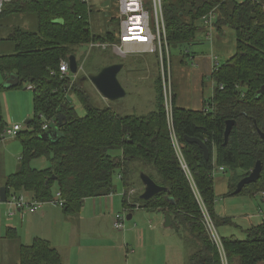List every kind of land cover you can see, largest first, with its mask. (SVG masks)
Returning a JSON list of instances; mask_svg holds the SVG:
<instances>
[{
    "label": "trees",
    "instance_id": "16d2710c",
    "mask_svg": "<svg viewBox=\"0 0 264 264\" xmlns=\"http://www.w3.org/2000/svg\"><path fill=\"white\" fill-rule=\"evenodd\" d=\"M162 5L172 47L195 39L201 29L196 21L211 10L216 14L213 24L217 32L224 27L234 31L235 50L223 63L214 65L210 73L213 92L204 106L179 107L175 94L171 96L172 126L201 203L215 225L230 224V217L219 216L214 210V164L230 170L227 195H235L232 192L237 182L249 174L256 161H261L258 179L246 184L238 194L264 191V139L258 132L264 133V89L256 95L264 86V0H162ZM90 12L83 0H10L3 6L0 17L34 14L37 23L35 31L15 26L7 36L14 44V52L0 54L4 81L13 73L18 77L16 86L31 84L33 93V117L16 134L21 152L16 170L4 178L6 193H23L44 203L59 190L64 200L62 211L77 215L85 198L116 191L113 179L118 170L122 204L131 215L136 207L168 214L171 227L192 248L187 264H221L205 228L200 203L171 142L160 75L154 79L152 110L120 114L109 105L93 103L79 77L71 82L70 77L57 72L61 61L75 56V46L116 41L110 32L105 36L91 32ZM70 91L81 103L83 115L77 114L69 100ZM229 119H234L235 124L224 143ZM49 120L57 132L54 140L41 137L49 130L42 128ZM5 127L0 105V140ZM188 136L204 141L209 150L207 159L197 143L186 141ZM42 156L49 165L33 168L31 161ZM136 168L152 171L144 173L164 189L150 199H141L130 180ZM5 236L14 239L16 234L8 229ZM221 241L227 264L263 261L264 219L248 227L243 239L228 236L221 237ZM18 264L63 261L47 240L35 237L19 245Z\"/></svg>",
    "mask_w": 264,
    "mask_h": 264
},
{
    "label": "rangeland",
    "instance_id": "374dc122",
    "mask_svg": "<svg viewBox=\"0 0 264 264\" xmlns=\"http://www.w3.org/2000/svg\"><path fill=\"white\" fill-rule=\"evenodd\" d=\"M87 3L91 11L89 14L91 32L98 36H105L110 32L117 37L119 29L117 0H87ZM196 24L201 29L196 32L195 39L170 47L169 65L164 66L169 109L171 106L169 96L171 98L173 93L176 96V105L179 107L193 109L202 104L204 106L202 102H207L211 97L214 83L207 69L199 65V61L211 57L214 65L223 63L235 50L234 31L231 28L224 27L218 35L214 31L212 40H209L205 37L203 22L198 20ZM15 26L35 31L36 16L14 14L0 17V54L14 52V44L7 39V36ZM75 57L79 66L82 65V69L79 68L77 72V77L81 79L83 89L89 93L92 102L96 105H109L120 114H144L154 108V79L157 75L162 77L159 60L155 54L145 52L121 56L115 54L111 48L102 50L82 44L75 46ZM112 63L123 64L117 79L126 91L125 96L116 100L105 98L90 80L83 79L84 76L94 74L99 68ZM3 83L4 78L0 72V85ZM32 96V90L28 89L25 83L18 87H0L1 116L6 126L18 124L24 127L25 122L33 117ZM68 97L77 114L83 115L84 109L74 92H68ZM20 152L21 145L17 137L2 134L0 187L3 186L4 178L16 170ZM30 164L33 168L41 169L49 165V160L42 156L33 159ZM144 172L152 173L147 168H144V171L136 168L130 176L136 195L141 194L144 188L140 178ZM118 174L119 171H115L113 180L116 191L110 195L115 200L114 204H110L109 201L107 203L108 198L104 197H97V200L89 197L87 201V207H93L96 204L102 205L103 208L91 219L81 220L86 230L82 231L83 249L79 255V264H136V260L139 259L145 260L142 264H186L192 248L180 238L175 227L164 226L165 216L161 212L152 211L147 215L145 209H135L131 219L125 218L123 230L113 226L117 214L125 217L129 213L122 204V185ZM230 175L229 169L225 168L221 171L219 166L214 164L212 171L216 196L214 210L217 215L222 214L231 218L230 224L215 225V227L221 237L231 236L243 239L246 226L262 220L264 200L261 193L227 195V182ZM44 207L61 208L50 201L39 205V209ZM0 208L8 215H13L17 211L9 214L11 209L5 202H0ZM2 219L5 225L4 215ZM1 226L0 236L5 234V229ZM141 233L145 241L141 242L142 245H134L136 236H140ZM147 234H149L148 239H146ZM154 237L163 239L166 246L152 245ZM14 257L16 258L17 254Z\"/></svg>",
    "mask_w": 264,
    "mask_h": 264
},
{
    "label": "built area",
    "instance_id": "2783aa9c",
    "mask_svg": "<svg viewBox=\"0 0 264 264\" xmlns=\"http://www.w3.org/2000/svg\"><path fill=\"white\" fill-rule=\"evenodd\" d=\"M10 0H0V13L3 9L5 3ZM87 3V0H83ZM118 13H119V29L117 32V37L115 42H90L87 44L89 48L98 49H108L111 48L115 54L125 56L131 53H152L156 55L159 60V66L162 71V85H163V97L164 104L167 113L168 127L170 130V138L178 159L181 162L183 169L185 170L187 177L189 178L191 185L193 187L194 194L200 203L201 210L203 213V222L207 233L211 239V242L217 248L220 256L221 264H227L225 250L221 241V236L216 231V227L211 217L209 216L205 206L201 203L198 191L192 180V177L188 171L186 163L182 157L180 144L175 135L172 118H171V106L170 109L167 106L168 95L165 88V78H164V66L169 65L170 57V43L167 39L166 26L163 14L162 0H117ZM215 11L211 10L201 17V21L204 24V32L206 39L212 40L214 33ZM78 68L82 69V65ZM61 76H68L73 82L77 78V72L72 73L69 69V63L67 61H61L58 67V71ZM56 73L51 71V74ZM28 89L32 88V85H27ZM169 99L170 96H169ZM53 121H45L42 128L44 130L52 129ZM23 127L18 124H13L12 126H6L3 130L4 133L9 136H16L17 132ZM219 170L223 171V167H219ZM213 171V170H212ZM133 191L130 190L129 193ZM262 199L264 200V191L260 192ZM5 202L11 209L9 214H13L15 210H27L30 213H34L39 205L43 202L33 200L32 198L26 196L23 193L11 192L6 193L5 200L0 201ZM54 204L62 207L63 198L61 197V192L59 190L55 191L54 198L50 201ZM126 216L116 215L114 218L113 226L116 229L123 230L124 220Z\"/></svg>",
    "mask_w": 264,
    "mask_h": 264
},
{
    "label": "crops",
    "instance_id": "0c3cea01",
    "mask_svg": "<svg viewBox=\"0 0 264 264\" xmlns=\"http://www.w3.org/2000/svg\"><path fill=\"white\" fill-rule=\"evenodd\" d=\"M214 31L217 32L215 29ZM218 33L219 32L216 34L218 35ZM199 65L207 69L208 73L210 74L213 70L214 62L210 57L207 59H201L199 61ZM202 105L196 106L193 109H200L203 107ZM227 192L228 182L226 193ZM110 195L99 196V198H108L107 203L109 201L110 204H114L115 200ZM91 198L95 200L97 197ZM89 199V197L85 198L83 207L77 215H66L61 208L54 207H44L41 209L38 208L34 213H30L27 210H17L13 215H8L6 211L3 212V210L0 208V226L2 224L1 227L5 229V234L2 235L3 237L0 236V264H18L19 245L28 244L35 237L43 238L47 240L53 247H55L61 254L63 264H79V255L83 249L82 231L86 230V228L82 226L81 220L87 221L88 219H91L94 215L100 212L101 208H103L102 205L97 206L96 204L93 205V207H87L86 204ZM135 209L143 208L136 207ZM145 211V214L147 215L148 212H150L146 209ZM2 215H4L5 225L3 223ZM219 216L225 215L219 214ZM262 219H264V215ZM252 225L255 224L250 223L248 226H246L244 231ZM8 229L11 234L12 231L14 234H16L14 239L6 238L5 235ZM148 238L149 234L146 236V239ZM143 241H145V239L143 233H141L140 236H136L134 245H142L141 242ZM152 245L166 246L163 239L156 237L153 238ZM163 251H165V249H163ZM172 251L174 252L173 249ZM16 254L17 257L15 258L14 255ZM190 254L188 255V258ZM144 261V259L136 260V264H142ZM263 261H260L257 264H263Z\"/></svg>",
    "mask_w": 264,
    "mask_h": 264
},
{
    "label": "water",
    "instance_id": "95a60500",
    "mask_svg": "<svg viewBox=\"0 0 264 264\" xmlns=\"http://www.w3.org/2000/svg\"><path fill=\"white\" fill-rule=\"evenodd\" d=\"M173 47H176V45H173ZM69 63V69L72 73L77 72V61L76 57L74 55H70L68 58ZM123 64L122 63H112L109 65H106L102 67L97 73L89 74L87 76H84L83 79H88L92 82L94 87L97 89V91L104 96L105 98L109 100H116L123 96H125L126 91L121 85V83L117 79V74L122 69ZM18 84V77L11 73L9 77L4 81L3 88H11ZM264 89V86H262L258 91L256 95L261 94L262 90ZM235 124L234 119H229L226 121V126L224 130V143L227 142L229 132L232 128V125ZM259 135L262 139H264V133L259 131ZM57 136V132L53 129H50L46 132H44L41 137L44 138H50L52 140L55 139ZM186 141L189 143H197L202 151L204 158L207 159L209 157V150L207 145L199 138L196 137H186ZM261 161H256L254 167L251 169L249 174L243 176L236 184L235 189L233 190L232 194H238L242 188L251 182H254L258 179L260 172H261ZM52 178H55V176H52ZM141 181L144 185L143 192L140 194V198L147 200L150 199L152 196H154L156 193L162 191L164 189L163 186L158 185L155 183L147 174L142 173L140 175ZM6 196V188L4 186L0 187V201H4ZM172 200V198H171ZM132 215L128 213L126 215V219H131ZM171 218L168 214H165V221L164 226H171Z\"/></svg>",
    "mask_w": 264,
    "mask_h": 264
}]
</instances>
